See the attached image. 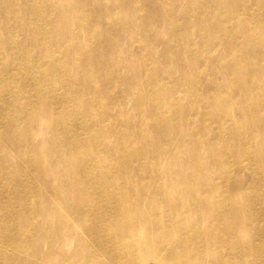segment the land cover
<instances>
[{"label": "bare ground", "instance_id": "1", "mask_svg": "<svg viewBox=\"0 0 264 264\" xmlns=\"http://www.w3.org/2000/svg\"><path fill=\"white\" fill-rule=\"evenodd\" d=\"M78 1L83 4L85 0ZM38 2L0 0V15L4 12L0 56L5 52L10 55L9 63L4 68L0 65V103L8 100L12 106L10 112L0 106V215L5 216L6 211L21 221L17 234L4 235L0 228V264H264V192L260 191L258 198L254 193L256 184L264 182V145L259 136L264 126V40L260 39H264V6L260 4L264 0H254L257 8L253 10L241 0H219L231 8L228 17L214 9L201 10L211 16L207 36L211 53L203 59L186 57V52H197L200 47L194 40L184 42L181 36L188 30L192 36L200 35L202 25L193 20L189 28L183 22L172 28L168 42L178 47L180 58L174 65L184 73L166 79L147 76L143 84L130 78L133 91L138 90L137 101L148 102L151 112L138 122L127 114L118 130L107 123L99 127V119L112 113L113 106L121 109L132 95L125 98L123 88L118 93L117 86H109V78L104 85L100 83L102 60L94 47L87 51H92L89 60L80 59L79 53L85 50L81 43L71 49L67 41L59 44L60 56L71 50L69 61L73 55L74 63L85 69L71 71L63 65L58 73L61 59H54L48 51L61 34L66 17L63 0H44L53 5L54 10L49 11ZM113 8L95 7L97 13L104 11L106 15ZM158 12L164 22L176 23L166 7ZM77 16L82 22L83 17ZM37 18H45V23L34 26ZM136 22L142 28L146 25L143 17ZM230 23L234 30L226 28ZM116 24L120 22L115 18L109 22L111 34L119 30ZM98 32L103 36L101 27ZM128 38L125 49L130 56L146 49L143 43L136 47L134 35L128 34ZM104 40L111 43L114 38L110 35ZM219 47L225 53H220ZM24 50L43 55L28 68ZM135 64L133 56L130 65ZM207 66L205 77L210 86L206 88L201 85L204 77L200 72ZM255 77L260 84H251L249 78ZM89 81L96 83L90 86ZM171 83L178 87L174 89ZM57 85L60 91H56ZM184 95L190 105L184 103ZM71 98L76 99V106L68 104ZM97 99L99 115L94 118V107L82 103ZM47 102L61 106L56 115L58 125L47 132V147L27 138L20 140L27 134L23 127L29 114L48 107ZM73 112L85 119L80 126L68 117ZM131 122L135 136L127 130ZM84 123L97 128L94 136L86 135ZM146 130L150 134L144 136ZM254 133L257 137H252ZM134 141H138L136 146L129 144ZM31 150L39 155L32 163ZM59 150L60 155L53 160L49 151ZM16 152L22 153L21 160ZM253 164H257V176L250 170ZM146 168L153 172L146 173ZM203 177L212 180L206 183ZM31 193L39 199L29 207ZM12 196L20 206L17 210L8 205ZM45 200L73 201L74 221L66 212L58 216L48 212L33 223L30 216L39 214L45 205L52 206ZM139 200L153 205L154 211L142 207ZM200 209H206L209 218L203 219ZM1 216L0 226L4 223ZM136 227L146 229L142 232ZM150 228H155L154 235ZM75 229H84L89 240ZM37 233L43 237L41 249ZM68 236L76 245L66 254ZM5 242L20 252L24 250L20 246L28 247L38 260L8 251Z\"/></svg>", "mask_w": 264, "mask_h": 264}, {"label": "rangeland", "instance_id": "2", "mask_svg": "<svg viewBox=\"0 0 264 264\" xmlns=\"http://www.w3.org/2000/svg\"><path fill=\"white\" fill-rule=\"evenodd\" d=\"M42 6V8L45 11L54 10L52 8L53 5L48 4L47 2L43 3L44 0H39ZM246 3V5H249L254 8H247L248 10H253L257 8V5L253 4L254 0H241ZM78 2V3H77ZM136 3V4H135ZM63 8H65L66 17H63V26L60 30V35L58 39L56 40L55 47L50 49L48 53L50 52L51 56L58 60L61 59V64H59L57 68V72L60 73L62 66L66 65L71 71H77V70H84L85 67L82 65H78L74 63L73 55L71 56V62L69 61V55L71 53V50L66 51L60 56V50L61 47L59 44L64 43L67 41L70 49L73 46H78V43L84 44L85 50L83 49L81 53H79V58L82 59L83 57L87 60H89L92 57V51L87 53L89 48L94 47L96 50V54L101 58L103 66L99 68L98 73V80L102 85H104V80L106 78H109L112 81V84L109 85L117 86L119 93L121 89L123 88V95L126 94L125 98L129 97V95H132L130 98V101L123 104L121 106V109H119V106H113L111 109L113 112L109 113L108 115L101 116L99 119V127L100 124H110L114 129L118 130L121 126H124L126 115L128 114V118L134 120L135 122H138L142 117L145 118L146 114L151 112L148 102H138L137 101V94L138 90L136 89L133 91V88L131 86L130 78L134 77L139 84L144 83V79L147 76H157L161 79L166 78H178L179 75L183 74V70H179L175 65L174 62H177L180 60L178 57L177 52H179L178 47H172L171 44L168 42V35L170 33V30L172 28H175V26H178V23H184L189 28L192 24V21H197L198 24L200 23L202 25L203 30L201 31L200 35L192 36L191 32L183 31L181 32V36L183 38L184 42H188L191 44V41L194 40L199 44L200 50L194 53L186 52V57L188 59L192 58H198L203 59L206 53H211V44L207 39V36L209 34V26L211 22V16L207 13L203 14L200 13L201 10L204 9H214L218 11L220 14L228 17L232 13L231 8L227 7L222 2H219V0H85L84 3H80L78 0H63ZM130 4L132 5V8H130ZM261 5L264 6V3L261 2ZM111 6L113 5L114 8L111 10L109 15H106L104 11L97 13L95 7L97 6ZM154 6V7H153ZM166 7L173 15L174 19L176 20L175 24H171L168 20L163 21V19L160 17V13L158 10L162 7ZM260 7V6H259ZM141 8L145 11L143 13L141 11ZM113 11V12H112ZM190 11H197L198 14L195 16H191L189 14ZM77 14L81 15L83 17L82 22L78 21L76 17ZM1 17H4V12H1ZM52 19H56L55 16H50ZM106 17L109 18V21H106ZM140 17H143L145 19V27H141L137 24L136 20ZM117 19L120 22L119 24H116V27L119 29L116 33L111 34V28L109 27V22L113 19ZM45 18H37L34 19V26H38L40 24L45 23ZM38 23V24H37ZM173 25L172 27H170ZM98 27H101L102 29V35H99ZM185 27V26H184ZM227 29L234 30L235 28L232 26V24H228ZM218 30H221V26L217 27ZM85 30L87 34L82 32ZM6 32V31H4ZM128 34H132L135 36L134 44L136 47L139 43H143L146 46V49L142 52L136 51L132 56L127 53L125 49L126 41L129 39ZM110 35L114 38V40L110 43V41L107 40V42L104 40V38H109ZM178 32L175 33V37H177ZM96 37H99L100 40L95 39ZM42 38V37H41ZM95 39V40H94ZM261 40H264L260 38ZM110 45H112V49L110 50ZM164 48L162 52L160 50ZM220 53H225L224 50H222L220 47L217 48ZM25 57H29V63L28 68L30 64L34 63L43 53L41 51H28L24 50L23 52ZM134 56L136 64L134 67L130 65V59ZM43 60V59H41ZM10 61V55L9 53L5 52L1 54L0 56V65L2 68L6 66ZM142 61L141 63H139ZM122 63H126V65H122ZM208 68L210 66L206 67V70H202L200 73L204 77V84H201L203 87H209L210 83L205 77V72L208 71ZM213 70H217L214 67ZM40 75V74H39ZM7 74H3L2 77H6ZM32 74L29 70V80H31ZM75 79V78H74ZM113 80L115 83H113ZM258 79L255 78H249V81H251L252 85L260 84V81H257ZM222 82H225L226 80L221 79ZM167 83L166 81H164ZM96 83V82H94ZM92 82H88L90 86H93ZM264 83V80H263ZM172 87L175 89V87H178L177 85L171 83ZM156 86V85H154ZM153 86V87H154ZM152 89L148 90V92H152ZM170 87L169 90L172 91L173 88ZM56 91H60L62 88L60 85L56 86ZM176 89H180L176 88ZM133 91V92H132ZM264 95V93H263ZM184 103L190 105V100L186 95L183 96ZM53 99V98H52ZM98 99L93 102H87L84 101L82 104L84 106H90V104L94 107L93 115L91 117H98ZM48 103V107L44 109H38L35 110L33 113L29 114L28 121L26 122V127H23V130H26L27 134L22 135L20 140L27 138L29 141L31 140L34 144L37 146H43L44 148L47 147V143L45 138L47 136V132L49 129L52 128L53 125L57 126L58 123H56V115L58 112H60V105H52L50 102ZM76 99L71 98L68 102L71 106H76ZM0 106H3L2 110L9 111L12 106L9 104L8 100H5L4 102L0 103ZM197 106L200 107V109L203 107L201 103H197ZM235 107H237V104H234ZM115 108V109H114ZM238 108V107H237ZM10 112V111H9ZM114 115H116L114 117ZM72 120L77 121V123L80 126V122L83 123L85 119L81 117L77 112H73L68 115ZM264 118V113L262 115ZM90 118V117H88ZM87 119V118H86ZM6 120V117L3 119V121ZM89 121L95 126L94 121L90 118ZM98 122V121H97ZM85 129L87 134L94 136L96 133L97 128L94 130L89 124H85ZM96 127V126H95ZM257 128V127H255ZM83 129V131L85 130ZM140 129V128H138ZM130 134L134 135V126L132 122L130 123V126L127 129ZM82 131V132H83ZM81 132V134H82ZM143 129H141L140 134L142 135ZM150 132L148 130L145 131L143 134L144 136L149 135ZM258 133H254L252 137H257ZM135 136V135H134ZM262 140V144L264 145V126H263V133L259 135ZM128 139V136L125 138V140ZM111 141V140H110ZM138 141L129 142L130 145H135ZM233 143V141H232ZM29 157L31 160V163L34 161L35 158H37L38 152L35 150H31L28 152ZM49 156H52V159L54 160L55 157H58L60 155V150L57 151H49ZM18 155V158L21 160L22 153L16 152ZM204 164H208V162H204ZM47 165V164H46ZM107 167V166H106ZM103 166L100 167L102 169ZM110 170H113V166H108ZM98 169V168H96ZM250 170L253 172L254 175H258L257 172V164H253ZM136 171V169H134ZM146 173L153 172L151 169L148 168L145 169ZM31 177V174L29 175ZM37 178V176H35ZM203 179L208 183L212 179L210 177H203ZM31 180V178H30ZM32 182L37 185L41 186V182L39 180H32ZM106 184V182H105ZM248 185V183H247ZM86 187H88V184H85ZM256 189L254 190L256 198L260 196V191L264 192V182L260 183L258 182L256 184ZM49 196L48 194H45V198ZM39 198L38 196L31 193L28 203V206L30 207V203H34ZM145 201V199H143ZM139 200V202H142L140 204L142 207L148 209L149 211H154V207L149 206L148 202H143ZM48 202H52V206H49ZM45 208L41 210V212L35 216H30V220L35 223L39 220H42L44 216L47 215L48 212H51L54 214V216H58L61 213L66 212L65 214L68 216L69 220L72 222L74 219V207L75 203L73 201H70L68 203H65L64 201L56 202L54 200H45ZM8 205L14 206L16 210L20 207L18 202L15 201V198L12 196L10 197V201L8 202ZM49 206V207H48ZM50 209V210H48ZM54 209V210H53ZM192 212L194 208H191ZM60 212V213H59ZM201 217L209 218L208 214H206V209H200ZM5 216H1L4 223L2 226H0L1 232L4 235H13L17 234L19 228H21V221L15 216V214H8L6 211H3ZM106 217H110V215H106ZM108 219V218H107ZM132 218L129 220V223H132ZM174 225V223H172ZM84 226H86L84 224ZM83 228V227H82ZM137 228V227H136ZM146 228H137V230H140L142 232L145 231ZM149 231L154 235L156 233L155 228H150ZM76 234L82 236L85 241L89 240L87 233L84 231V229L76 230ZM36 240L40 241L39 243H42V245L39 247L40 249L43 246V237L41 233H37ZM4 245L8 248V251L18 253L20 250H17L12 244L5 242ZM76 245V241L70 236L65 238V252L72 250V247ZM24 248V250H21L20 254L26 257H32L31 250L26 246H20ZM97 247V245L95 246ZM56 249V248H55ZM59 250V245L58 249ZM209 254V253H208ZM206 253V256H208ZM34 260H38L37 257H32ZM40 260V258H39ZM153 262V259L150 260Z\"/></svg>", "mask_w": 264, "mask_h": 264}]
</instances>
